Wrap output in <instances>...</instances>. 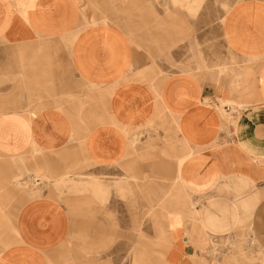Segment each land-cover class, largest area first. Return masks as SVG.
<instances>
[{
    "label": "crops",
    "instance_id": "crops-1",
    "mask_svg": "<svg viewBox=\"0 0 264 264\" xmlns=\"http://www.w3.org/2000/svg\"><path fill=\"white\" fill-rule=\"evenodd\" d=\"M175 1L0 0V193L43 191L0 197V264H264V0L225 14V74L160 75L199 29Z\"/></svg>",
    "mask_w": 264,
    "mask_h": 264
},
{
    "label": "rangeland",
    "instance_id": "rangeland-1",
    "mask_svg": "<svg viewBox=\"0 0 264 264\" xmlns=\"http://www.w3.org/2000/svg\"><path fill=\"white\" fill-rule=\"evenodd\" d=\"M241 0H189V9L186 10L190 12L189 18L190 22L198 24V30L191 26L189 39L186 41V46L183 48L173 47V48H158V55L153 60L157 62L158 71L160 75L163 73H183L189 72V74L193 75L195 73H201L202 71L207 73L218 72L219 74L223 75L225 72L229 71L230 68L237 65L239 62L238 59L232 61L230 58L229 49L226 46L224 39L222 37V23H224L225 14L228 12L229 8L234 5L235 3ZM174 3L177 2L174 0ZM183 7V6H180ZM196 12V14H194ZM203 13L202 16L198 17L197 13ZM223 20V22H222ZM201 21H204L202 24ZM149 56V52H146ZM169 53H173V62L169 56H166ZM200 57L206 62L207 66H209L208 70H201L198 67V63ZM221 65V67H220ZM222 68V70L220 69ZM16 163V161H15ZM20 165V164H19ZM17 172L19 174L12 176L11 178H6L3 181V184L8 185L6 187L7 192L0 193L1 199H15V198H28L38 196L39 193L43 192L40 191L39 193H28L27 189L30 187V184L33 182L31 181V176L27 174L20 173V166L16 167ZM37 174V173H36ZM36 178H40L41 183L43 184L42 188H46L44 185L45 183L49 184L52 183L55 186V189L60 191L64 188L69 189L70 185L72 184L73 188L78 189V187L74 184L70 177L64 176L59 179H52L49 176H37ZM66 179L64 182H58L60 180ZM128 176H119V175H110L109 179L106 181L109 182L111 186V196L114 195V199L120 198L121 200H126L128 197L120 194V191H124L122 186L118 188L122 183L127 182ZM29 180V182H28ZM54 180V181H51ZM38 182V180L36 181ZM26 183V184H25ZM17 191L15 193L13 190ZM70 187V188H72ZM85 187L83 186L82 192L85 193ZM125 192V191H124ZM63 197L65 196H74L75 193H61ZM2 241H13V240H6L0 239ZM116 241H110V248L112 249L115 245ZM149 241L144 240H126V256L120 257V263L117 261V256L110 257L111 264H161L159 259H155L156 261H151L149 256L144 255V248L149 247ZM139 252L143 254L140 255ZM137 254V255H135ZM157 258V257H155Z\"/></svg>",
    "mask_w": 264,
    "mask_h": 264
},
{
    "label": "bare ground",
    "instance_id": "bare-ground-1",
    "mask_svg": "<svg viewBox=\"0 0 264 264\" xmlns=\"http://www.w3.org/2000/svg\"><path fill=\"white\" fill-rule=\"evenodd\" d=\"M223 111V110H222ZM28 182H29V180H28ZM26 184V183H25Z\"/></svg>",
    "mask_w": 264,
    "mask_h": 264
}]
</instances>
